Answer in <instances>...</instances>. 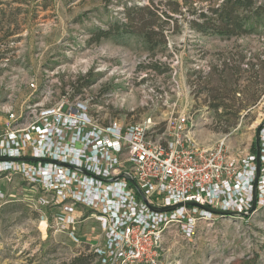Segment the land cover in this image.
<instances>
[{
  "label": "rangeland",
  "instance_id": "obj_1",
  "mask_svg": "<svg viewBox=\"0 0 264 264\" xmlns=\"http://www.w3.org/2000/svg\"><path fill=\"white\" fill-rule=\"evenodd\" d=\"M150 2L0 0V120L12 111L20 125L30 106L80 97L101 122L151 117L164 131L169 119L184 114L199 144L223 141L236 156L256 150L264 123V0H255L261 10L248 14L253 19L240 36H204L191 27L183 0H153L161 12H180L158 23L167 44L155 56L138 37L97 41L98 31L126 24L127 7ZM0 190V264L95 262L102 232L94 219L79 225L75 242L21 176L0 174ZM161 264H264V209L216 216L199 224L191 240L170 227Z\"/></svg>",
  "mask_w": 264,
  "mask_h": 264
},
{
  "label": "built area",
  "instance_id": "obj_2",
  "mask_svg": "<svg viewBox=\"0 0 264 264\" xmlns=\"http://www.w3.org/2000/svg\"><path fill=\"white\" fill-rule=\"evenodd\" d=\"M8 113L0 120V174L36 188L75 242L79 225L94 219L102 239L93 264H161L170 227L191 240L219 216L214 211L243 217L264 209V127L259 156H236L223 141L199 144L184 114L160 131L151 117L101 122L80 97L30 106L20 125Z\"/></svg>",
  "mask_w": 264,
  "mask_h": 264
},
{
  "label": "trees",
  "instance_id": "obj_3",
  "mask_svg": "<svg viewBox=\"0 0 264 264\" xmlns=\"http://www.w3.org/2000/svg\"><path fill=\"white\" fill-rule=\"evenodd\" d=\"M188 7L192 19L189 21L191 27L200 34L206 36L231 37L240 36L247 33L248 23L252 21L254 15H248L256 9L255 0H183ZM206 4L204 8L197 9V6ZM179 7V4L176 3ZM180 9V7H179ZM263 9V8H262ZM261 10L257 8L256 11ZM180 13L178 9L173 10L172 14ZM172 14L161 12L160 9L151 0L147 5H132L125 9L126 24H115L107 31L97 32V41L102 38L111 37H138L148 45V51L153 56L156 55V47H165L167 36L161 29L163 26L158 24H167L173 20ZM162 17L165 20H162ZM164 21V22H163ZM156 27L160 28L156 31ZM7 34L6 36H11ZM7 38V37H5ZM7 44L5 45L6 48ZM1 47V46H0ZM5 55V51H0V59ZM255 147L252 152H255Z\"/></svg>",
  "mask_w": 264,
  "mask_h": 264
},
{
  "label": "water",
  "instance_id": "obj_4",
  "mask_svg": "<svg viewBox=\"0 0 264 264\" xmlns=\"http://www.w3.org/2000/svg\"><path fill=\"white\" fill-rule=\"evenodd\" d=\"M262 127H264V123L256 131V143L255 144H256V152L258 156H259V151H260V131ZM28 161H32V160H28ZM172 209L174 208H167L165 210L168 211ZM214 213L221 215V216H236V214L234 213H225V212H217V211H214Z\"/></svg>",
  "mask_w": 264,
  "mask_h": 264
}]
</instances>
